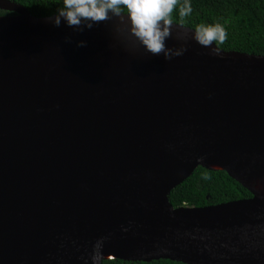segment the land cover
Listing matches in <instances>:
<instances>
[{"label":"water","instance_id":"obj_1","mask_svg":"<svg viewBox=\"0 0 264 264\" xmlns=\"http://www.w3.org/2000/svg\"><path fill=\"white\" fill-rule=\"evenodd\" d=\"M0 10L17 14L0 17V264H91L101 237V264H264V198L169 200L198 167L245 188L235 173H264V56L213 55L174 24L166 46L186 51L166 60L115 17L74 32ZM24 58L52 66L11 72Z\"/></svg>","mask_w":264,"mask_h":264},{"label":"trees","instance_id":"obj_2","mask_svg":"<svg viewBox=\"0 0 264 264\" xmlns=\"http://www.w3.org/2000/svg\"><path fill=\"white\" fill-rule=\"evenodd\" d=\"M25 7L32 16L54 15L61 0H8ZM193 13L186 27L196 23L218 21L227 30L228 38L220 45L222 51L264 56V0H192ZM0 10V17L16 16ZM174 15H176L174 13ZM253 194L227 171L198 167L182 184L172 190L169 200L177 208H204L239 200L253 199ZM102 264H184L170 260L150 263L105 260Z\"/></svg>","mask_w":264,"mask_h":264},{"label":"clouds","instance_id":"obj_3","mask_svg":"<svg viewBox=\"0 0 264 264\" xmlns=\"http://www.w3.org/2000/svg\"><path fill=\"white\" fill-rule=\"evenodd\" d=\"M192 13V0H61L56 13L48 19L55 27H60L63 23L74 32H83L101 22H111L115 17L122 23H127L128 32L146 53H163L164 58L170 60L186 51L185 48L172 53L166 46V41L172 35L173 25L184 27ZM188 30L192 33L193 40L209 48L213 55L222 52L219 46L228 38L226 28L218 21L196 23ZM86 43L80 40L77 46L84 47ZM107 239L108 237H101L95 241L88 257L91 264H101L104 242Z\"/></svg>","mask_w":264,"mask_h":264},{"label":"bare ground","instance_id":"obj_4","mask_svg":"<svg viewBox=\"0 0 264 264\" xmlns=\"http://www.w3.org/2000/svg\"><path fill=\"white\" fill-rule=\"evenodd\" d=\"M9 69L13 73H29V74H40L46 73L50 68L51 64L42 62L39 60H32L29 58H24L16 61H9ZM2 68H5L6 65H1ZM25 86V85H24ZM25 90H28V87H24ZM219 168V167H215ZM234 176L242 182L246 188L250 189L254 194H256L260 198H264V173L261 171L251 173L241 172L235 173Z\"/></svg>","mask_w":264,"mask_h":264}]
</instances>
